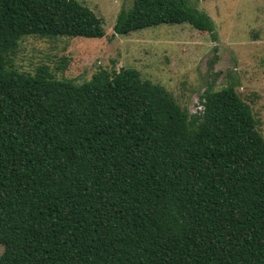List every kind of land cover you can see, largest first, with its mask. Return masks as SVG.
I'll return each mask as SVG.
<instances>
[{
    "label": "trees",
    "instance_id": "1",
    "mask_svg": "<svg viewBox=\"0 0 264 264\" xmlns=\"http://www.w3.org/2000/svg\"><path fill=\"white\" fill-rule=\"evenodd\" d=\"M187 23L133 0L114 35ZM101 38L77 0H0V264H264V137L233 86L189 114L135 68L81 83L12 66L24 37Z\"/></svg>",
    "mask_w": 264,
    "mask_h": 264
},
{
    "label": "rangeland",
    "instance_id": "2",
    "mask_svg": "<svg viewBox=\"0 0 264 264\" xmlns=\"http://www.w3.org/2000/svg\"><path fill=\"white\" fill-rule=\"evenodd\" d=\"M77 1L101 18L104 36L24 37L9 56L14 68L31 74L41 68L54 79L75 83L135 68L165 87L189 114L202 109L205 91L233 86L251 106L264 137V0H189L212 19L213 36L187 23L114 35L118 12L133 0Z\"/></svg>",
    "mask_w": 264,
    "mask_h": 264
}]
</instances>
